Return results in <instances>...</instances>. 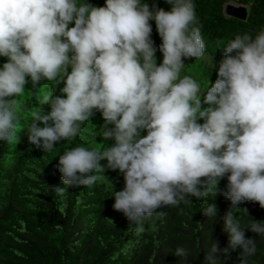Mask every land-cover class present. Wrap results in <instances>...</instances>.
Returning a JSON list of instances; mask_svg holds the SVG:
<instances>
[{
    "label": "clouds",
    "instance_id": "obj_1",
    "mask_svg": "<svg viewBox=\"0 0 264 264\" xmlns=\"http://www.w3.org/2000/svg\"><path fill=\"white\" fill-rule=\"evenodd\" d=\"M165 3L167 10L156 0H0V141L15 143L23 127L31 145L49 151L97 112L100 147L77 145L56 157L63 184L90 186L105 170L120 173L111 207L137 234L158 209L204 200L201 215L219 217L227 246L214 241L202 264H220L217 253L230 250H238L236 264H249L264 219L239 205L264 208V27L208 49L193 0ZM227 7L244 8V19ZM250 7L224 0L221 11L244 21ZM199 63L206 73L198 79ZM26 84L33 95L44 85V94L25 126L18 104ZM210 194L230 201L222 215ZM237 209L250 217L246 224ZM188 254L183 246L172 252Z\"/></svg>",
    "mask_w": 264,
    "mask_h": 264
},
{
    "label": "trees",
    "instance_id": "obj_2",
    "mask_svg": "<svg viewBox=\"0 0 264 264\" xmlns=\"http://www.w3.org/2000/svg\"><path fill=\"white\" fill-rule=\"evenodd\" d=\"M103 2L89 0L95 6ZM250 2L247 19L239 21L223 14L214 0H193L205 47L212 49L217 44L220 50L221 43L235 34H254L264 27V0ZM156 4L166 10L169 7L165 0H156ZM4 60L0 57V63ZM193 70L198 79L206 73L203 63ZM25 87L18 109L26 112L21 120L26 126L32 106H37L36 96L44 94V85L34 95L31 86ZM59 87L54 94H60ZM25 105L28 108L23 110ZM96 116L97 112L75 137L60 141L49 151L31 145L23 127L15 143L0 141V264H202L203 254L214 241L219 248L226 247L227 235L219 217L201 215L204 200L193 198L188 204L158 209L143 220V231L137 234L135 226L111 207L112 185L116 190L122 187L120 173L105 170L90 186L63 184L56 157L77 145L100 147L101 138L92 131L101 120ZM224 183L221 179L219 186L223 188ZM51 186L64 187L65 192L58 195ZM211 201L221 215L230 207V201L220 194H210ZM239 207L246 208L254 219H264V208L256 202L245 201ZM235 212L242 224L250 220L242 209ZM245 235L255 238L254 233L246 231ZM177 246L188 249L186 260L172 255ZM256 246L249 264H264V237H256ZM237 251L218 252L220 264H236Z\"/></svg>",
    "mask_w": 264,
    "mask_h": 264
},
{
    "label": "water",
    "instance_id": "obj_3",
    "mask_svg": "<svg viewBox=\"0 0 264 264\" xmlns=\"http://www.w3.org/2000/svg\"><path fill=\"white\" fill-rule=\"evenodd\" d=\"M227 11L236 18L244 19L245 17V9L244 8H234L227 7Z\"/></svg>",
    "mask_w": 264,
    "mask_h": 264
},
{
    "label": "rangeland",
    "instance_id": "obj_4",
    "mask_svg": "<svg viewBox=\"0 0 264 264\" xmlns=\"http://www.w3.org/2000/svg\"><path fill=\"white\" fill-rule=\"evenodd\" d=\"M216 4H220V7L222 8V5L224 4V0H214ZM247 2H250L252 0H246ZM234 20V19H233ZM238 20V19H235ZM242 21V20H239Z\"/></svg>",
    "mask_w": 264,
    "mask_h": 264
},
{
    "label": "bare ground",
    "instance_id": "obj_5",
    "mask_svg": "<svg viewBox=\"0 0 264 264\" xmlns=\"http://www.w3.org/2000/svg\"><path fill=\"white\" fill-rule=\"evenodd\" d=\"M158 44H159V42H158ZM157 54H159V51L158 52H156ZM198 72V71H197ZM201 73V72H200ZM195 76H197V73H196V75Z\"/></svg>",
    "mask_w": 264,
    "mask_h": 264
}]
</instances>
